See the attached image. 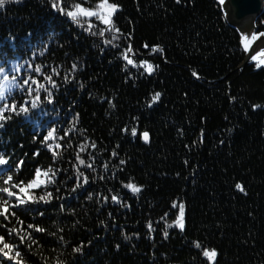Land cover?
I'll use <instances>...</instances> for the list:
<instances>
[{
    "label": "trees",
    "instance_id": "1",
    "mask_svg": "<svg viewBox=\"0 0 264 264\" xmlns=\"http://www.w3.org/2000/svg\"><path fill=\"white\" fill-rule=\"evenodd\" d=\"M89 2L95 7L97 0ZM110 2L120 5L113 17L122 34L115 49L53 11L47 0H8L0 8V52L28 59L30 49L46 44L36 48V63L48 73L51 68L60 72L54 77L59 85L55 103L45 104L49 115L40 117L44 123L39 131L66 129L79 114V131L71 137L74 148L54 165L51 153L33 140L31 120L14 118L0 131V151L15 152L17 158L27 154L23 174L37 165L64 170L56 187L65 199L39 206L48 215L37 222L55 232L56 221L65 242L35 233L39 249L27 252L25 245H17L27 252V264H264V63L245 62L241 31L219 0ZM81 23H92L94 31L104 27L96 18H81ZM253 30L264 33V5ZM154 46L163 51L154 52ZM123 53L136 65L148 61L152 74L127 65ZM73 63L78 65L75 72L70 71ZM156 92L160 98L152 102ZM80 131L97 145L88 149L96 155V172L88 170L90 183L69 194L74 184L69 161L84 141ZM145 131L148 143L143 142ZM37 150L40 155L34 157ZM113 150L118 156L111 155ZM4 171L0 168V174ZM101 175L106 179L100 180ZM129 182L140 191L123 187ZM89 192L91 201L86 199ZM115 194L126 206L111 201ZM61 202L74 214L59 213ZM180 204L184 230L174 223ZM17 215L25 222L20 227L33 222L25 213ZM6 223L11 226L14 220ZM0 234L6 232L0 229ZM81 244L83 253H73ZM204 249L216 250L213 261L203 256ZM0 264L13 262L0 256Z\"/></svg>",
    "mask_w": 264,
    "mask_h": 264
},
{
    "label": "snow or ice",
    "instance_id": "2",
    "mask_svg": "<svg viewBox=\"0 0 264 264\" xmlns=\"http://www.w3.org/2000/svg\"><path fill=\"white\" fill-rule=\"evenodd\" d=\"M16 2H20V0H16ZM176 2L179 3L180 0H176ZM220 2L223 3V0H220ZM6 3H8V0H0V8H3ZM47 3L53 11L70 18V22H74L91 36L103 38L102 42L105 46H111L114 49L118 48V44L114 43V41L119 40L122 34L113 19L114 15L120 9L118 3H112L110 0H97L95 7L91 5L89 0H47ZM85 4L88 6H85ZM81 18H96L104 27L94 31L95 25L89 23L85 27L81 23ZM108 33H112L111 39L106 38V34ZM27 35L31 36L32 33H27ZM260 35H264V33ZM8 39L15 44V35L10 33ZM243 39L245 38L242 37ZM253 39H257L255 32L253 33ZM46 47V44L34 46L33 49L29 50L31 55L28 59H24L23 56L16 52L12 56L0 52V131L4 130L6 125L14 118H22L26 121L31 120L36 129L33 140L40 143L51 153V159L54 165L63 162L65 152L74 148L71 137L73 132L79 131L75 123L79 114L73 117V121L70 122V126L66 129L52 126L47 128L45 132L39 131L44 123L40 117L49 115L45 104L50 105L55 103L54 90L59 87L54 77L59 76L60 72L56 68H51L50 73H48L46 66L36 63V48ZM145 47H148V45L146 44ZM131 51L132 47L129 45L127 52ZM153 51L163 50L158 46H154ZM122 58L127 62V65L142 67L149 75L154 70L153 65L148 63V61H142L139 65H136L127 53H123ZM252 59L255 60L256 57L253 56ZM22 60L23 63H21ZM259 66L258 64L257 67ZM77 68L78 65L73 63L70 71L75 72ZM192 74L199 78L196 72ZM64 82H69L68 76L64 77ZM80 87H84L83 83L80 84ZM160 95L161 93L156 92L151 98L152 102H156L160 98ZM231 99L235 98L232 97ZM152 102L149 103V107L152 106ZM252 107L255 109L259 106L253 105ZM124 131H128L127 127ZM60 133L63 134L61 135ZM80 135L84 137V141L78 145L79 150L74 152V155L69 161L71 170L73 171V175L69 179L74 181L69 194L76 193L78 190L83 189L85 185H88L90 183L91 173L96 172L94 166L96 155L89 153L88 149H95L97 145L94 141L90 144L87 142L88 138L84 136V131H80ZM131 135H137L136 127L131 128ZM142 137L147 142L149 133L147 131L143 132ZM20 147L23 148V145ZM39 155V150L33 153L34 157H39ZM111 155L116 157L118 153L113 150ZM26 157V153L24 154V158H17L15 152L8 153L6 150L0 151V168L5 169L4 173L0 174V229L6 232V235L0 234V256L12 261L13 264H27L29 259L27 252H31L33 246L37 249L41 247L38 240L34 238L35 233L55 237L59 243L65 242L64 236L58 235L64 229L56 221H53V224L56 226L55 232H49L46 227L42 226L40 222H37L38 218H44L48 215L47 208L42 209L39 206H55L54 201H63L65 199L64 196L59 194L61 188L56 187L59 183L57 177L64 170L62 168L57 169L53 165H49L46 168L37 165L27 174H23ZM86 160L91 162H86ZM125 163L126 161L120 160L121 165ZM103 167L107 169L108 164H104ZM88 170H91V173H88ZM96 178L92 176V180ZM99 179L104 180L106 177L101 175ZM123 187L131 189L134 193L140 191V188L131 182L123 184ZM235 187L241 192H244V188L240 183H237ZM49 188H53L54 191H49ZM111 191L113 190L109 189V192ZM38 192L40 194H37ZM86 199L91 201L93 199V193L89 192ZM102 199L104 202H107L109 197L104 196ZM110 199L112 202L118 203L121 206H126L121 202L119 194L111 195ZM173 207H177V205L174 203ZM17 212L29 215L33 222L27 223L25 227H20L25 222L17 215ZM58 212H71L74 214V210L67 208L65 203L62 202L59 203ZM109 215L111 216V213ZM183 217L184 205L180 204L179 215L174 223L181 230L185 228ZM10 220H14L11 226L6 223ZM100 223L104 224V221ZM172 226V224L167 225V227ZM147 227L149 231H152L151 222L148 223ZM164 236L165 238L168 236L166 230L164 231ZM124 239L128 240L129 237L125 235ZM13 240L16 242H13ZM18 244L25 245L27 252L21 251L17 246ZM195 246L197 248L202 247L200 243H196ZM118 247L119 245H117ZM83 250L84 245L81 244L73 248V253L82 254ZM202 254L209 261H213L217 256V252L214 249H204ZM45 264H47V261H45ZM56 264H64V262L57 260Z\"/></svg>",
    "mask_w": 264,
    "mask_h": 264
},
{
    "label": "water",
    "instance_id": "3",
    "mask_svg": "<svg viewBox=\"0 0 264 264\" xmlns=\"http://www.w3.org/2000/svg\"><path fill=\"white\" fill-rule=\"evenodd\" d=\"M263 5L264 0H226L222 6L229 21L241 31L243 30L244 22H248L251 25L254 24L255 18L263 12ZM261 44H264V35H259L254 40L246 53L245 62L250 60L253 51L263 47ZM143 142H145L144 139ZM145 143H148V141Z\"/></svg>",
    "mask_w": 264,
    "mask_h": 264
},
{
    "label": "rangeland",
    "instance_id": "4",
    "mask_svg": "<svg viewBox=\"0 0 264 264\" xmlns=\"http://www.w3.org/2000/svg\"><path fill=\"white\" fill-rule=\"evenodd\" d=\"M225 2H226V0H223V3H221V2L220 3L223 5ZM253 26H254V24L251 25L248 22H244L243 23V30H241L242 37L245 38L242 41H243L244 47H245L247 52L249 51L251 45L253 44V42L255 40V39H253V33H254ZM258 36L259 35H257V37ZM253 56L256 57L255 60L252 59ZM250 59L252 61H254L257 65L258 64L262 65L264 63V49H259V50L253 51L251 53Z\"/></svg>",
    "mask_w": 264,
    "mask_h": 264
},
{
    "label": "bare ground",
    "instance_id": "5",
    "mask_svg": "<svg viewBox=\"0 0 264 264\" xmlns=\"http://www.w3.org/2000/svg\"><path fill=\"white\" fill-rule=\"evenodd\" d=\"M261 46H263V47H261L260 49H264V44H261Z\"/></svg>",
    "mask_w": 264,
    "mask_h": 264
}]
</instances>
